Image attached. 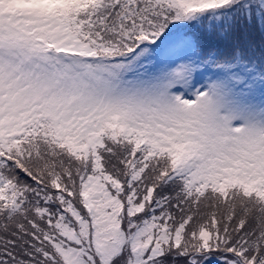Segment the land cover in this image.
Listing matches in <instances>:
<instances>
[{"label": "snow or ice", "instance_id": "obj_1", "mask_svg": "<svg viewBox=\"0 0 264 264\" xmlns=\"http://www.w3.org/2000/svg\"><path fill=\"white\" fill-rule=\"evenodd\" d=\"M0 264H264V0H0Z\"/></svg>", "mask_w": 264, "mask_h": 264}]
</instances>
